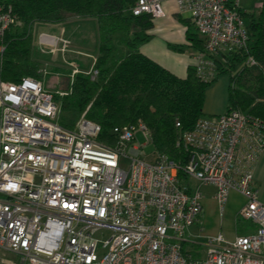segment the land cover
<instances>
[{"label":"built area","instance_id":"built-area-1","mask_svg":"<svg viewBox=\"0 0 264 264\" xmlns=\"http://www.w3.org/2000/svg\"><path fill=\"white\" fill-rule=\"evenodd\" d=\"M175 2L210 52L247 46L240 0ZM133 12L165 15L162 0H138ZM16 24L13 6L0 0V56ZM41 42L63 51L70 46L64 36L43 34ZM195 63L203 70L208 62L199 53ZM72 67L73 81L80 69ZM61 113L41 79L0 78V264H264V202L252 171L264 150V119L240 110L200 117L178 137L189 151L181 180L165 153L140 157L139 135L152 142L144 122L114 127L110 143L85 114L69 126ZM196 181L216 186L222 211L230 191H240L247 202L238 217L255 224L234 240L210 237L202 258L185 247L202 210Z\"/></svg>","mask_w":264,"mask_h":264},{"label":"trees","instance_id":"trees-1","mask_svg":"<svg viewBox=\"0 0 264 264\" xmlns=\"http://www.w3.org/2000/svg\"><path fill=\"white\" fill-rule=\"evenodd\" d=\"M4 1L13 6L19 24L7 31L6 48L0 56V78L17 82L31 76L42 80L47 73L35 56L36 25L96 22L98 54L90 67L98 70L97 76L92 77L88 65H81L73 81L69 80L68 93L58 94L56 99H61L64 109L78 115L85 112L88 119L98 122L99 139L106 142H114V127L144 122L150 129L155 151L165 153L178 165L181 180L187 179L181 169L189 151L178 144L179 134L192 129L204 116L207 89L222 75H229L225 111L240 110L264 119V0H258L257 9L250 11L241 4L237 7L248 32L247 46L237 50L210 52L192 21L194 26L189 24L187 38L208 63L203 70L201 65L191 64L184 77L140 50L141 44L150 38L147 31L155 17L147 12L134 14L138 0Z\"/></svg>","mask_w":264,"mask_h":264},{"label":"crops","instance_id":"crops-1","mask_svg":"<svg viewBox=\"0 0 264 264\" xmlns=\"http://www.w3.org/2000/svg\"><path fill=\"white\" fill-rule=\"evenodd\" d=\"M162 3L165 15L154 19L153 26L147 31L150 38L141 44L140 50L172 73L184 77L187 74L188 67L195 63L197 54L196 49L187 38L189 24L194 25L188 12L179 11L175 0H162ZM71 27L69 26V30H71ZM63 36L70 41V49L73 48L75 53L80 54V48L71 41V37L66 34ZM173 46H182V49H175ZM95 59L96 57H94ZM77 62H75L77 66H81L79 61ZM216 82L207 89L204 116L221 114L227 108L229 90L226 104L222 110L215 111L214 109H208L206 106L208 92ZM252 171L254 186L258 190L260 200L264 202V150L260 152L252 165ZM193 184L201 191L202 210L198 220L187 231L185 247L194 256L202 258L206 255L207 241L210 237L222 233L226 239L234 240L238 235L253 232L255 224L238 217L240 209L247 202L246 197L240 191L236 189L230 191L222 211L221 204L216 196L217 188L215 185L198 181L193 182Z\"/></svg>","mask_w":264,"mask_h":264},{"label":"rangeland","instance_id":"rangeland-1","mask_svg":"<svg viewBox=\"0 0 264 264\" xmlns=\"http://www.w3.org/2000/svg\"><path fill=\"white\" fill-rule=\"evenodd\" d=\"M259 2L260 1L258 0H240L241 7L246 11L257 9ZM246 20H248L247 17ZM75 24L78 25L75 26ZM69 26H72L71 30H69ZM43 34L57 37L66 34L71 37V41H73V43L80 48L81 53L77 54L74 52L73 48L70 49L71 44L64 51L60 49L58 50L51 44H42L41 37ZM33 42L36 51L35 56L42 62L41 69L42 71H47V73L42 76V81L44 82L46 88L57 96L58 91L66 90L68 88L69 80L71 81L70 74L73 68L72 65L75 62L79 61L80 65L83 66L88 65L87 68L92 65L91 63H93L94 57L98 54V25L96 22L87 21L66 24L65 26H48L39 24L36 25L33 30ZM228 80L229 75L225 74L222 75L217 82L215 81L216 84L213 85L214 87H212L208 92V98L206 100V106L208 109L219 111L224 108L228 95ZM58 102L62 107L61 120L63 124L72 126L71 124L74 122L75 125L76 120H78L77 117L80 118L83 114H85L84 112L82 115H78L72 110L64 109L61 99H58ZM63 120L65 122H63ZM146 143L147 141L145 137L140 134L139 141L135 142L136 146L141 147L140 157L148 160H154L155 147L151 143ZM142 145L144 146L142 147ZM129 162V158H124L123 165L127 166Z\"/></svg>","mask_w":264,"mask_h":264}]
</instances>
